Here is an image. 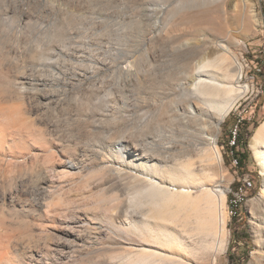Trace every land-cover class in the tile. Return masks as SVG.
<instances>
[{
	"label": "rangeland",
	"instance_id": "obj_1",
	"mask_svg": "<svg viewBox=\"0 0 264 264\" xmlns=\"http://www.w3.org/2000/svg\"><path fill=\"white\" fill-rule=\"evenodd\" d=\"M259 70L264 0H0V264H261Z\"/></svg>",
	"mask_w": 264,
	"mask_h": 264
},
{
	"label": "bare ground",
	"instance_id": "obj_2",
	"mask_svg": "<svg viewBox=\"0 0 264 264\" xmlns=\"http://www.w3.org/2000/svg\"><path fill=\"white\" fill-rule=\"evenodd\" d=\"M213 86L215 85H213L209 81L201 80L196 86V90H198L201 94L212 95L214 94L213 90L211 89L213 88ZM228 91L229 92L233 91V88H229ZM194 109L195 107L191 105L190 106L191 112H189L188 114L189 123L191 124H193V122L199 123V128L195 131L197 132L200 141L207 142L209 145L212 146H216V142L220 133V126L228 112L229 107L225 108V106L222 105L220 108H218L217 114L214 116H210L203 109L198 110V112H196ZM249 147L250 150L254 152L264 172V123L260 126L258 131L252 137ZM69 165L71 168L74 167L73 163H70ZM144 179L154 184V181L152 182L149 178H144ZM154 185L159 186V184L157 183ZM261 197H264V190H263V194H261ZM255 202L257 203L258 208L260 209L261 214L264 218V204H261L259 199H256ZM261 264H264V259H262Z\"/></svg>",
	"mask_w": 264,
	"mask_h": 264
},
{
	"label": "trees",
	"instance_id": "obj_3",
	"mask_svg": "<svg viewBox=\"0 0 264 264\" xmlns=\"http://www.w3.org/2000/svg\"><path fill=\"white\" fill-rule=\"evenodd\" d=\"M262 78L264 79V70H259ZM250 123L246 120H237L235 123V131L230 132L227 137L232 140L231 143H227V155H230L231 160L233 161L235 168L240 176H243L247 173L249 165L252 163L251 153L249 152L248 145L250 138L253 135L254 130L258 127V124L255 122L253 124V128L249 129ZM228 141V140H227ZM240 188V184H236L233 188L235 192H237ZM230 202H232V198H230ZM234 215L239 213L238 204H236ZM235 237L234 241H240L245 238V235H241L237 237L236 234H233ZM232 249L230 246L229 251Z\"/></svg>",
	"mask_w": 264,
	"mask_h": 264
}]
</instances>
